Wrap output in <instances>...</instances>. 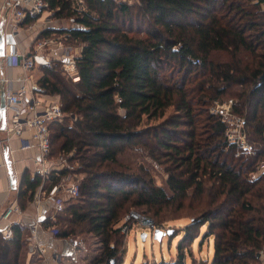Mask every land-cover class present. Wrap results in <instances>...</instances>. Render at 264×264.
<instances>
[{"label":"trees","instance_id":"1","mask_svg":"<svg viewBox=\"0 0 264 264\" xmlns=\"http://www.w3.org/2000/svg\"><path fill=\"white\" fill-rule=\"evenodd\" d=\"M45 1L53 17L72 24L44 29L37 39L66 34L68 42L81 45L78 82L44 66L37 81L40 91L59 97L67 114L49 125L50 157L65 152L85 176L79 196L55 214L57 237L93 234L102 250L87 264H117L125 215H153L154 229L167 231L157 222L162 212L187 208L189 221L178 233L165 234H181L176 258L152 264H187L186 244L210 236L212 257L201 264L258 263L264 175L251 174L264 161L262 0H82V6L77 0ZM229 97L236 101L232 113L248 127L253 154L237 155L227 125L211 112V105ZM144 120L156 122L146 154L165 165L170 193L143 166L117 162ZM40 181L26 176L24 195L29 191L32 198ZM24 244L17 224L10 238L0 233V264H20Z\"/></svg>","mask_w":264,"mask_h":264},{"label":"built area","instance_id":"2","mask_svg":"<svg viewBox=\"0 0 264 264\" xmlns=\"http://www.w3.org/2000/svg\"><path fill=\"white\" fill-rule=\"evenodd\" d=\"M121 2L131 3L133 0H114ZM79 3H83L82 0H78ZM260 9L264 11V0L260 2ZM53 12L48 10V5L45 0H3L0 4V25L5 21H8L11 25V36L13 43L10 44L9 50L4 52V61L7 65H19L24 72H29L32 69L44 66L51 68L59 65L63 75L70 79L72 82L79 81V74L76 67V59L80 55L81 45H74V43L67 41L66 34L51 33L47 36L36 39L26 51H19L16 48L17 34L20 26L26 20H36L43 13ZM51 16L46 19L47 22L51 21ZM43 31V30H42ZM1 71V66H0ZM0 78V81H3ZM28 81V78L25 79ZM26 92L31 93L29 102L25 101L24 95ZM33 90L21 86L16 90L8 89L6 93V105L13 110V118L11 126L6 127L3 131L0 130V146L10 140L12 137H17L20 140L21 148H30V143L24 137L23 132L26 129L32 130L31 138L39 149V160L36 161L37 167L35 174L40 176L41 181L38 187L32 194V203L37 209V217L34 224L30 227L31 236L30 240L38 248L39 253L44 254V249L37 244V232L40 226L39 222V209L43 201L52 205L57 211L61 208L59 204V193H63L71 199H75L79 196V175L81 173L75 172V166L68 163L67 155L63 154L59 158L55 159L50 157V129L49 125L53 121H61L67 114L61 109V102L59 99L52 101L49 105L44 107L42 111H37V106L40 105V100L32 96ZM120 101V100H118ZM232 102L219 106L218 102H215L216 107L211 108V112L220 115L221 119L227 125L226 137L228 141L235 144L237 147H241L237 138L233 137L230 133L229 124L243 126L244 118L236 116L232 118ZM1 109V107H0ZM28 113H30L28 115ZM74 119V117H72ZM72 122V121H71ZM237 130H235L236 132ZM4 133V135L2 134ZM243 150L244 145L241 147ZM68 155H71L69 153ZM60 169H66V172L59 175ZM53 173L57 176L58 181L53 183L48 189L44 188V183L48 179L49 175ZM14 213H21L18 205L10 204L7 206L0 215V218L9 221V217ZM130 216L137 218L138 214L131 212ZM129 217V216H127ZM144 223L148 224L150 230H154V224L150 222L148 218H143ZM57 227L50 228V235L57 236ZM1 235L8 239L11 236V229L8 228L1 232ZM54 261H59V256L54 255ZM258 263L264 264V248L257 252ZM42 264H46L44 261Z\"/></svg>","mask_w":264,"mask_h":264},{"label":"crops","instance_id":"3","mask_svg":"<svg viewBox=\"0 0 264 264\" xmlns=\"http://www.w3.org/2000/svg\"><path fill=\"white\" fill-rule=\"evenodd\" d=\"M2 1L3 0H0V4ZM47 17L48 14L46 12L36 20H33L30 23H23L20 26L16 36L18 40L16 43L17 50H28L30 45L37 39L40 32L44 29L51 28L57 30L68 28V26L51 25L52 20L55 18L52 17L51 21L47 22ZM10 32L11 25L8 21H5L0 25V33H2L4 37V52H7L10 44L13 43V38ZM3 57H0V78L4 79L3 81H0V95L2 94L4 96L6 127H8L11 126L13 121V110L6 105L5 96L8 89L16 90L21 86H25L26 88L33 90L32 96L41 101L40 105L37 106V111H42L44 107L49 105L52 101L59 99V97L57 95L44 93L38 88L37 81L43 74L41 66L36 67L29 72H24L19 65H7ZM26 78H28V81L25 80ZM30 97L31 93L26 92L23 99L29 102ZM29 114L30 113H28V115ZM0 130L3 131V129H1V118ZM31 133L32 130L26 129L22 134V137L26 138L30 143V148L22 149L20 140L15 136L0 146V215L10 204L18 205L21 211V213L12 214L9 217V221L0 218V233L8 228L11 229V226L15 224L23 228L25 244L20 253V264H42L43 261L46 264H76L83 249L80 250L78 248L77 240L74 238H59L50 235V228L54 226L53 223L55 222L56 210L51 204L45 201L42 202L39 209L40 216L38 218L40 226L37 232V244L44 249V254L39 253L38 248L30 240V227L34 224L37 217V209L32 203V198H29V191L25 192L24 195V179L26 176L29 179L36 176V161L39 160L40 156L39 149L31 138ZM2 134L4 135L3 132ZM4 147L8 150L11 169L16 180L15 188H12L9 181L8 171L3 156ZM52 176L57 178L56 175L51 173L44 183L45 189H48L53 183H55ZM59 195V204L62 208L71 198L61 192ZM46 224L49 225L46 226ZM55 254L59 256V261H54L53 257ZM88 260L86 259V261ZM84 263L87 264L86 262Z\"/></svg>","mask_w":264,"mask_h":264},{"label":"rangeland","instance_id":"4","mask_svg":"<svg viewBox=\"0 0 264 264\" xmlns=\"http://www.w3.org/2000/svg\"><path fill=\"white\" fill-rule=\"evenodd\" d=\"M134 1L135 0H133L132 3ZM79 6H82V4H80ZM48 14L49 16H51V18L53 17L51 13ZM71 24L72 22L71 19L69 18L66 19L55 18L54 20H52L51 25L69 27L71 26ZM74 45L77 44L74 43ZM53 67H56L63 75V72L61 71L59 65ZM235 89L239 90V87H236ZM228 102H232V104H234L236 101L234 100V98L229 97L228 99L226 98L223 99L222 102H219V106L228 104ZM214 107H216V105H211V108ZM230 111H231V107H230ZM172 112L173 109L169 108L166 111V116L171 114ZM232 116H233L232 118H234L237 115L233 113ZM240 118H243V116H240ZM155 123H156L155 121L149 122L147 120H144L142 122V124L136 131V136L131 141L132 146L128 147L123 153H121L117 157V162L131 169L138 167L140 165L143 166V168H145L148 171L154 184L164 188L167 193H170L166 183L167 173L165 171V165L155 162L154 160L150 159L146 154V151L152 144V137L150 135V132L152 126ZM229 127L231 130L230 133L233 135V137L237 138L238 142H240L241 147L242 145H244V148L247 147L244 150L241 147H237L236 154L237 155L243 154V156L253 154L254 153L253 146H255V144L250 142V140H248V137L246 135L248 131V127H245V125L239 126L237 125V123L235 125H232V123H230ZM235 130L237 131L235 132ZM60 154L63 155L66 153L63 152ZM54 158L57 159L58 157H54ZM262 174L264 175V161L258 165V170L252 173L251 177ZM84 177L85 176L83 174H80L79 175L80 181ZM191 193L192 191L189 190L188 195L191 196ZM69 200L73 201V199H69ZM133 212L138 214L137 218H134L130 216V214H127L124 216L121 222L124 223L128 220V224L124 225L121 229V234L123 235V237L118 249L117 264H152L153 262H158L160 260L169 261L175 259L178 253L177 245L181 234L170 237L169 239H167L168 237L164 235L161 237L162 242L159 243L158 240L153 239L148 224L142 221L143 218H148L150 222L154 224L156 222V218L153 215L141 214L139 213L140 211L138 210H134ZM189 212L190 211L187 208H183L179 210H175V208H169L168 210L162 212L163 217L160 219V221L157 220V222L158 224L164 225L167 228H169L170 233L174 232V234H176L189 221V217H190ZM204 230L205 227H202L201 233L204 232ZM142 232H146L147 234L144 240L141 239ZM73 236L74 237H72V239L74 238L75 240H77L78 248L80 250L83 249L82 254L80 255L79 260L77 261L76 264H85L84 262L86 263L88 261L90 262L91 260L99 256L102 250V245L98 242V239L93 234L87 232L79 233L78 231ZM110 245L113 247V244ZM186 250H187V256H186L187 264H191V259L193 260L194 264H201L202 260L210 261L213 253V237L210 236V237L196 238L192 244H190L189 242L186 244ZM86 259L89 260L86 261Z\"/></svg>","mask_w":264,"mask_h":264},{"label":"water","instance_id":"5","mask_svg":"<svg viewBox=\"0 0 264 264\" xmlns=\"http://www.w3.org/2000/svg\"><path fill=\"white\" fill-rule=\"evenodd\" d=\"M3 56H4V37L3 34L0 33V57ZM0 107H1L0 109L1 129H5L6 128L5 103H4V96L2 94L0 95ZM3 156H4L5 166L8 171L10 184L12 185V188H15L16 180L13 176V172L10 165V158L6 147H4ZM168 233H170V230L164 231L161 229H154V231L152 232V237L153 239L160 241L161 237ZM146 235H147L146 232H142L141 239L144 240Z\"/></svg>","mask_w":264,"mask_h":264}]
</instances>
